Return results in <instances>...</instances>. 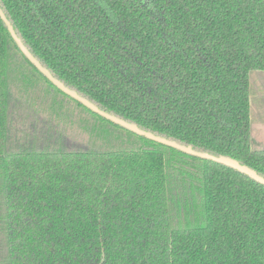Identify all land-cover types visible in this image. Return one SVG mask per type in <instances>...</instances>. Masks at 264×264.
<instances>
[{"label":"trees","instance_id":"1","mask_svg":"<svg viewBox=\"0 0 264 264\" xmlns=\"http://www.w3.org/2000/svg\"><path fill=\"white\" fill-rule=\"evenodd\" d=\"M100 110L264 178L249 75L264 0H0ZM0 264H264V185L136 135L54 87L0 18Z\"/></svg>","mask_w":264,"mask_h":264},{"label":"water","instance_id":"2","mask_svg":"<svg viewBox=\"0 0 264 264\" xmlns=\"http://www.w3.org/2000/svg\"><path fill=\"white\" fill-rule=\"evenodd\" d=\"M0 18L1 20L4 22V24L6 25L8 32L10 33V36L12 38V40L15 42L16 46L19 48L20 52L26 57V59L54 86L56 87L59 91H61L62 93H64L65 95L69 96L70 98H72L73 100L77 101L78 103H80L81 105H83L85 108L89 109L90 111H92L93 113L99 115L100 117L106 119L107 121L112 122L113 124H116L118 126H121L123 128H125L126 130L145 137L146 139H149L151 141H154L156 143L168 146L170 148L179 150L183 153L201 158V159H206V160H210L222 165H225L227 167H230L246 176H248L249 178L253 179L254 181L264 185V178L259 176L254 170L248 168L247 166L241 165L239 164L237 161H234L230 158H226V157H215L212 155H209L207 153H201V152H197L191 149V147H186V146H182L179 145L173 141H168L164 138L155 136L154 134L150 133V132H146L143 131L141 129H139L136 125L128 123L122 119H119L113 115H110L102 110H100L96 105H94L93 103H91L90 101H88L87 99L81 97L80 95H78L75 91H72L70 89H68L67 87L64 86V84H62L61 82H59L57 79H55L50 72L43 68L40 63L32 56V54L26 49V47L22 44V42L20 41V39L16 36L11 24L8 22V20L6 19L4 13L2 12V10L0 9Z\"/></svg>","mask_w":264,"mask_h":264},{"label":"rangeland","instance_id":"3","mask_svg":"<svg viewBox=\"0 0 264 264\" xmlns=\"http://www.w3.org/2000/svg\"><path fill=\"white\" fill-rule=\"evenodd\" d=\"M249 97L252 147L259 146L258 149H264V126L256 130V126L260 122H264V71H253L250 73ZM254 140L259 141L260 145L255 144Z\"/></svg>","mask_w":264,"mask_h":264},{"label":"crops","instance_id":"4","mask_svg":"<svg viewBox=\"0 0 264 264\" xmlns=\"http://www.w3.org/2000/svg\"><path fill=\"white\" fill-rule=\"evenodd\" d=\"M262 126H264V122H260L259 125L256 126V130H257V128H259V127L262 128ZM260 133H261V132H260ZM254 139H255V138H254ZM255 140H257V139H255ZM255 140H254V143L257 144V145H260V142H259V141H255ZM252 144H253V143H252ZM255 148L258 149L259 146H256Z\"/></svg>","mask_w":264,"mask_h":264}]
</instances>
